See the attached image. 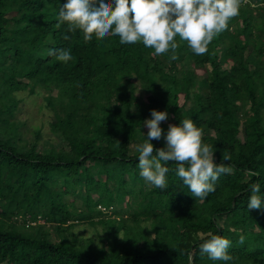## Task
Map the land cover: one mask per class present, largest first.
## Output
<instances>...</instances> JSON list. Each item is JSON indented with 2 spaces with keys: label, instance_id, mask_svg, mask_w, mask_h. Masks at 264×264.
Returning <instances> with one entry per match:
<instances>
[{
  "label": "trees",
  "instance_id": "trees-1",
  "mask_svg": "<svg viewBox=\"0 0 264 264\" xmlns=\"http://www.w3.org/2000/svg\"><path fill=\"white\" fill-rule=\"evenodd\" d=\"M66 2L0 0V264H187L185 249L194 264H264V210L247 208L251 184L264 195V0H241L203 55L177 36V60L111 34L85 42L56 26ZM26 96L40 98L38 125L17 116ZM153 109L169 113L162 135L190 119L214 162L231 154L205 200L175 163L166 190L140 176L131 145ZM208 232L232 242L231 261L199 254Z\"/></svg>",
  "mask_w": 264,
  "mask_h": 264
},
{
  "label": "clouds",
  "instance_id": "clouds-1",
  "mask_svg": "<svg viewBox=\"0 0 264 264\" xmlns=\"http://www.w3.org/2000/svg\"><path fill=\"white\" fill-rule=\"evenodd\" d=\"M240 7L241 0H67L59 10L56 26L66 24L69 33L81 31L85 42L94 36L102 40L109 34L118 36L124 45L142 42L154 49V55L170 53L171 60H177V36L196 55H203L214 37L228 29L229 21L239 15ZM64 39L70 37L65 35ZM47 54L63 63L73 59L70 49H49ZM151 117L143 121L149 130L144 141L134 145L139 153L140 176L149 186L166 190L167 173L171 171L167 165L175 163L176 176L191 195L196 200H205L216 191L220 176L233 171L232 165L225 163L231 161V154L223 152L221 162H214L213 146L202 143L203 129L190 119L181 120L178 126L169 124L164 136L161 122L170 118L169 113L153 109ZM161 139L166 141L165 146L155 149L152 141ZM250 191L248 211L264 210L261 186L251 184ZM206 236L198 246L201 256L222 262L233 259L228 251L232 247L229 239L211 232ZM244 242L245 236L240 235L238 243ZM182 254L187 256V264H194L195 252L185 249Z\"/></svg>",
  "mask_w": 264,
  "mask_h": 264
},
{
  "label": "rangeland",
  "instance_id": "rangeland-1",
  "mask_svg": "<svg viewBox=\"0 0 264 264\" xmlns=\"http://www.w3.org/2000/svg\"><path fill=\"white\" fill-rule=\"evenodd\" d=\"M53 94H55V90L53 91ZM37 101L40 102L39 97L36 99L33 96H26V99H25L24 103L21 105L20 111H19L17 116L21 119H23V118L28 119V123H30L31 125H38L40 118L43 114L38 112L39 107L37 106V104H38ZM47 140L48 139L46 138L43 141V143H46ZM63 143L64 142L61 140L57 141L58 145H61ZM131 146L133 147L134 144H132ZM76 229H79L82 234H89V233L91 234V232L93 231L92 227H90L89 225H86L85 223L78 225L76 227Z\"/></svg>",
  "mask_w": 264,
  "mask_h": 264
}]
</instances>
